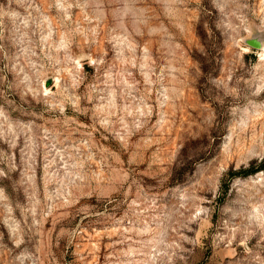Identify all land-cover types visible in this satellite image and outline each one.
Listing matches in <instances>:
<instances>
[{
    "label": "rangeland",
    "instance_id": "374dc122",
    "mask_svg": "<svg viewBox=\"0 0 264 264\" xmlns=\"http://www.w3.org/2000/svg\"><path fill=\"white\" fill-rule=\"evenodd\" d=\"M252 37L264 0H0V264H264Z\"/></svg>",
    "mask_w": 264,
    "mask_h": 264
},
{
    "label": "trees",
    "instance_id": "16d2710c",
    "mask_svg": "<svg viewBox=\"0 0 264 264\" xmlns=\"http://www.w3.org/2000/svg\"><path fill=\"white\" fill-rule=\"evenodd\" d=\"M262 169H264V161H262V163L256 168L255 167L243 168V169H240L239 171H236V172H234V171L230 172V175L232 177L248 176V175L254 174L257 171L262 170Z\"/></svg>",
    "mask_w": 264,
    "mask_h": 264
},
{
    "label": "water",
    "instance_id": "95a60500",
    "mask_svg": "<svg viewBox=\"0 0 264 264\" xmlns=\"http://www.w3.org/2000/svg\"><path fill=\"white\" fill-rule=\"evenodd\" d=\"M245 43L255 49L264 48V42L259 37H252L245 40Z\"/></svg>",
    "mask_w": 264,
    "mask_h": 264
},
{
    "label": "bare ground",
    "instance_id": "6f19581e",
    "mask_svg": "<svg viewBox=\"0 0 264 264\" xmlns=\"http://www.w3.org/2000/svg\"><path fill=\"white\" fill-rule=\"evenodd\" d=\"M244 47H245V46H244ZM247 49H248V48H247ZM259 51H260V50H259ZM260 52H261V51H260ZM260 52H259V53H260ZM262 54H264V53H262Z\"/></svg>",
    "mask_w": 264,
    "mask_h": 264
}]
</instances>
